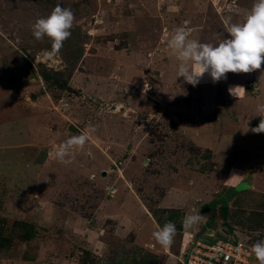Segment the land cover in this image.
<instances>
[{"label":"rangeland","instance_id":"obj_1","mask_svg":"<svg viewBox=\"0 0 264 264\" xmlns=\"http://www.w3.org/2000/svg\"><path fill=\"white\" fill-rule=\"evenodd\" d=\"M254 2L0 0V219L15 236L0 264H134L149 254L182 264L194 240L264 236V133L251 131L264 63L216 83L205 72L194 87L176 79L181 61L167 47L185 21L189 39L217 43ZM57 4L75 21L54 54L32 25ZM42 71L62 72L66 87L48 86ZM89 126L70 164L53 158ZM208 204L214 213H203ZM193 209L200 222L180 229ZM154 210H180L169 247L152 236Z\"/></svg>","mask_w":264,"mask_h":264},{"label":"clouds","instance_id":"obj_2","mask_svg":"<svg viewBox=\"0 0 264 264\" xmlns=\"http://www.w3.org/2000/svg\"><path fill=\"white\" fill-rule=\"evenodd\" d=\"M74 21L75 16L71 9L57 4L49 15L35 21L32 32L37 40L47 36L52 43L51 51L55 54L71 36ZM188 23L190 22L185 21L184 26L177 27L167 41V47L181 61L176 79L183 77L187 83L195 87L205 72L210 75L212 82L216 83L227 79L228 72L250 73L261 69L264 63V0H255L243 21L231 24L226 30L228 36L222 35L215 44L189 39L186 29ZM192 65H195V70L192 69ZM239 87L241 86L229 87V94L238 97ZM255 115L262 119L251 131L264 133V105H258ZM94 132L95 128L89 126L84 132L69 137L54 149L53 158L62 164H70L73 150L83 149ZM200 220V214L193 209L191 214L184 217L183 227L190 229ZM175 234L176 225L169 221L163 226H158L152 236L160 246L169 247ZM251 251L259 264H264V240L254 243Z\"/></svg>","mask_w":264,"mask_h":264},{"label":"built area","instance_id":"obj_3","mask_svg":"<svg viewBox=\"0 0 264 264\" xmlns=\"http://www.w3.org/2000/svg\"><path fill=\"white\" fill-rule=\"evenodd\" d=\"M252 245L248 239L229 234L217 237L213 242L194 240L182 264H253L258 261L251 251Z\"/></svg>","mask_w":264,"mask_h":264},{"label":"trees","instance_id":"obj_4","mask_svg":"<svg viewBox=\"0 0 264 264\" xmlns=\"http://www.w3.org/2000/svg\"><path fill=\"white\" fill-rule=\"evenodd\" d=\"M62 76V72H46V71H42V76L49 82L48 86L54 87L56 85H58L60 88H65L66 85H64L62 82V78L59 76ZM235 195L234 192H232V194H229L228 198L224 199L221 206L223 208L224 214H227L228 211V205H229V199H231V197H233ZM209 205V211L210 213H214L216 206L214 205V207L211 204ZM208 205H204L203 207H207ZM179 211L180 210H154V217H156L158 223L160 224V226H163L166 222H173L174 224H177L178 221V216H179ZM175 212V213H174ZM166 215V216H165ZM226 217V215H224ZM225 223H227V221H224ZM209 224H212L209 222ZM182 222L179 223V228L181 229L182 227ZM230 231H233L232 228L229 227ZM30 231L27 230L26 235L28 234L27 237L23 236V234H21L22 239L23 238H28L32 233H29ZM222 236V235H221ZM15 236L12 235H5V229H4V220L0 219V247H9L13 242H14ZM258 240H263L264 236L262 238H257ZM216 238L213 239H208L209 242H213L215 241ZM253 243H256L255 238L254 240H252ZM141 247V246H139ZM90 252H87V255L85 256V259H88ZM138 256H133L132 258L135 259L134 264H155V260H153L155 257L153 255H147V256H141L139 259L137 258ZM83 264H88V262L86 260H84ZM117 264H123V261L120 260L118 261Z\"/></svg>","mask_w":264,"mask_h":264},{"label":"water","instance_id":"obj_5","mask_svg":"<svg viewBox=\"0 0 264 264\" xmlns=\"http://www.w3.org/2000/svg\"><path fill=\"white\" fill-rule=\"evenodd\" d=\"M69 130H70V131H77L78 128H77L75 125L71 124V125L69 126ZM208 210H209V207H205L202 211H203V213H206Z\"/></svg>","mask_w":264,"mask_h":264},{"label":"crops","instance_id":"obj_6","mask_svg":"<svg viewBox=\"0 0 264 264\" xmlns=\"http://www.w3.org/2000/svg\"><path fill=\"white\" fill-rule=\"evenodd\" d=\"M252 188H254V187H252Z\"/></svg>","mask_w":264,"mask_h":264}]
</instances>
